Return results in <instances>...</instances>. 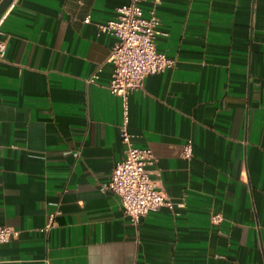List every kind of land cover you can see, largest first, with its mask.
I'll return each mask as SVG.
<instances>
[{"label": "crops", "instance_id": "obj_1", "mask_svg": "<svg viewBox=\"0 0 264 264\" xmlns=\"http://www.w3.org/2000/svg\"><path fill=\"white\" fill-rule=\"evenodd\" d=\"M127 1L12 0L0 15V226L18 231L0 264H264V0L154 5L173 66L127 94V129L171 205L136 225L107 189L122 106L106 87L114 38L95 28Z\"/></svg>", "mask_w": 264, "mask_h": 264}, {"label": "built area", "instance_id": "obj_2", "mask_svg": "<svg viewBox=\"0 0 264 264\" xmlns=\"http://www.w3.org/2000/svg\"><path fill=\"white\" fill-rule=\"evenodd\" d=\"M141 0H128L116 7L115 15L104 22L96 23L97 33H105L114 38L106 62L112 66L107 82L109 93L121 100L122 119L118 125V134L124 145L123 158L116 162L110 172L107 189L117 195L121 208L131 224L136 225L139 218L162 207H170L166 193L157 188L156 171L149 168L156 159L148 147L135 146L127 129L126 96L141 86L144 77L164 71L173 66V60L156 51L155 35L159 33V20L155 6L159 0H151L152 6L143 14L139 3ZM88 17L83 22H88ZM5 41L0 37V60L3 58ZM96 76L93 74L89 81ZM191 154V143L186 141L181 155L188 158ZM55 212L47 215L43 230H48L53 222ZM213 222L220 220L219 215L211 217ZM18 231L12 227L0 226V243L17 236Z\"/></svg>", "mask_w": 264, "mask_h": 264}, {"label": "water", "instance_id": "obj_3", "mask_svg": "<svg viewBox=\"0 0 264 264\" xmlns=\"http://www.w3.org/2000/svg\"><path fill=\"white\" fill-rule=\"evenodd\" d=\"M12 0H0V15Z\"/></svg>", "mask_w": 264, "mask_h": 264}]
</instances>
